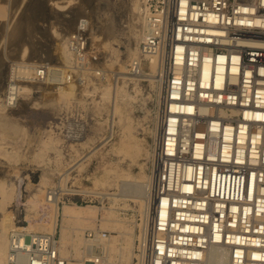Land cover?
Segmentation results:
<instances>
[{"label": "built area", "instance_id": "1", "mask_svg": "<svg viewBox=\"0 0 264 264\" xmlns=\"http://www.w3.org/2000/svg\"><path fill=\"white\" fill-rule=\"evenodd\" d=\"M141 16L129 74L158 58L163 86L150 214L132 263L111 256L100 229L85 232L77 260L56 234L18 227L6 264H264V0H146ZM66 42L86 69L89 22Z\"/></svg>", "mask_w": 264, "mask_h": 264}, {"label": "rangeland", "instance_id": "2", "mask_svg": "<svg viewBox=\"0 0 264 264\" xmlns=\"http://www.w3.org/2000/svg\"><path fill=\"white\" fill-rule=\"evenodd\" d=\"M145 1L0 0V121L7 125V131L0 127V181L8 186L6 196L0 194V237L8 239V247L10 232L30 227L32 220L39 231L31 232L51 233L40 222L49 209L44 199L55 191L58 223L51 234L59 240L67 206L78 209L73 220L84 229L76 234L71 220L72 237L100 229L118 239L116 248L135 250L150 214L147 184L163 86L158 74L155 84L149 80V62H143L142 75L129 74L142 37L138 6ZM82 19L89 22L91 59L86 69H78L66 42ZM64 50L72 62H66ZM42 66L50 71L45 80L35 75ZM10 84L29 91L8 100ZM116 94L122 116L112 112ZM126 115L133 123L132 135L143 146L136 159L121 149V117ZM142 167V191L119 184L143 180ZM110 216L120 220V228L103 224L101 218ZM68 249L80 260L73 246Z\"/></svg>", "mask_w": 264, "mask_h": 264}, {"label": "bare ground", "instance_id": "3", "mask_svg": "<svg viewBox=\"0 0 264 264\" xmlns=\"http://www.w3.org/2000/svg\"><path fill=\"white\" fill-rule=\"evenodd\" d=\"M69 4L72 3V0H68ZM57 5V3H56ZM138 10L140 12L141 8H140V5L138 6ZM140 37V35L138 36ZM142 39V37H141ZM64 57H65V60L66 62L70 63V61L72 62V59L70 60V52L67 51V50H64L63 52ZM62 57V55H61ZM149 63L151 64L150 65V69L151 71H153V74L150 77V81L155 84V77H156V74H158L157 77H160L161 76V64H160V61L158 60V58H155V57H151L149 58ZM33 68V67H32ZM148 75V74H147ZM155 79V80H154ZM160 81H161V77H160ZM158 82V81H157ZM11 85V84H10ZM1 88V86H0ZM15 89V90H14ZM9 93H8V100H13V94L15 93H19L20 91L22 92V94L24 93H27L29 91V88L26 86V87H22V88H13V85H11L9 88ZM13 91L14 90V93H10V91ZM69 90V88H68ZM70 95V94H69ZM117 95V94H116ZM118 96V95H117ZM116 96V97H117ZM130 97V96H129ZM119 96L117 97L115 103H114V108H113V114L114 116L116 115H121L124 111H123V107H121L119 105V100H118ZM128 98H126V100L124 101L125 104H130L131 100L129 99L127 101ZM133 99H134V96H133ZM6 102V101H5ZM3 104V103H1ZM132 104V103H131ZM7 105V104H6ZM2 106V105H1ZM8 106V105H7ZM127 107V106H125ZM5 113V112H4ZM3 113V114H4ZM1 114V113H0ZM122 116V115H121ZM2 118V117H1ZM5 119V118H4ZM6 120V119H5ZM121 120H122V124H121V128H122V135H121V149H122V152L124 153V155H130L131 157H133L134 159L138 158L141 153L143 152V146L142 144L140 143V141H138L131 133V130H132V127H133V123L132 121L127 117V115L125 117H121ZM4 121V120H3ZM2 120L0 121V127L2 128L1 130L2 131H5L6 128H7V125H6V122H3ZM10 127V126H9ZM8 127V128H9ZM11 129V128H10ZM7 131V130H6ZM157 132H158V128H157ZM158 134V133H157ZM94 151V150H93ZM145 151V150H144ZM147 151V150H146ZM148 156V155H147ZM139 162V161H138ZM133 165V164H132ZM143 166V165H142ZM146 166V165H145ZM145 170V169H144ZM131 173V172H130ZM125 174V173H124ZM142 179L143 180H133V181H130V180H124V182L122 181L121 183H119L120 185H122L124 188L127 187V188H134V189H137V190H140L142 191L143 190V187H145L146 185H143V183L145 182L146 180V175H145V172L143 171V167H142ZM135 178V177H134ZM126 181V182H125ZM149 181H150V178H148V184H147V187L149 188ZM6 182V181H5ZM66 182V181H65ZM115 182V181H114ZM59 183V182H58ZM123 183V184H122ZM123 187H122V190H123ZM113 188H115L113 186ZM145 190V189H144ZM60 191V190H59ZM82 191V190H81ZM85 191V190H84ZM91 191V190H90ZM8 192V186H6V184L4 183V181H0V194L2 196H6ZM89 192V191H88ZM103 192V191H102ZM109 192V191H108ZM121 192V191H120ZM123 192V191H122ZM144 192V191H143ZM146 192V191H145ZM56 193V192H55ZM124 193V192H123ZM141 193V192H140ZM90 194V193H89ZM100 194L101 191H100ZM108 193H106L105 195H107ZM113 194V193H111ZM114 194H116L114 192ZM145 194V193H144ZM138 195V194H137ZM113 196V195H112ZM124 196V195H123ZM49 196L47 195L44 199V203L47 204L48 206V213L45 215L46 218L43 220V222H40L45 228L46 230L50 231L51 233H55L56 231V226H57V223H58V211H57V200L56 199H52V202L49 201ZM115 200V199H114ZM117 200V199H116ZM120 200V198H119ZM122 201H123V198H122ZM117 203V202H116ZM120 209V208H119ZM80 210V209H79ZM90 210V209H89ZM84 211V210H83ZM91 211V210H90ZM95 212V211H94ZM83 213V212H82ZM92 213V211H91ZM98 213V212H97ZM78 209H73L70 208V207H67L63 209V218H64V226L62 228V232H61V237H60V244H61V252L63 255L65 256H69L70 255V250L68 249L70 246H73L74 248V252H75V255L80 258L78 259H84L83 257L84 256V252L81 251V248H80V245L82 243V241L84 242V238L80 237V236H77V238H74L72 237V232H70V222L71 220L74 221L73 219H76L77 218V215H78ZM90 214V213H89ZM93 214V213H92ZM44 216V217H45ZM87 216V215H86ZM90 217V216H89ZM80 219V218H79ZM83 219V218H82ZM63 221V220H62ZM101 221L103 222V224L107 225L108 227H111V228H120V220L110 216V217H107V218H101ZM147 218L144 222V224H146L147 222ZM35 222L36 220H32L31 221V226L28 227L27 229L30 231H32V229H36V226H35ZM76 220L74 221V225L76 230V234H79L81 235L82 232H83V228L82 227H79V226H76L77 224L75 223ZM90 222V221H89ZM69 223V224H68ZM82 223V222H81ZM83 224V223H82ZM37 225V224H36ZM73 225V224H72ZM91 225V223H90ZM123 225V224H122ZM84 227H86V225H84ZM89 228V227H88ZM40 229V228H39ZM73 229V228H71ZM37 230V229H36ZM39 231V230H37ZM126 233V232H125ZM122 234V233H121ZM4 235V234H3ZM131 235V234H130ZM126 236V235H125ZM124 236V237H125ZM133 236V235H132ZM123 237V238H124ZM134 237V236H133ZM133 237H132V241H133ZM120 238V236H119ZM126 238V237H125ZM112 239V246H111V250H110V253H114L113 255L111 254V256L113 258H115L116 255H118V259L121 260L122 262L125 261V263L127 262H131L132 263V259L134 258V250L133 248H129V246H124L123 248H116V241H118V239H116L115 241V238H113V236L111 237ZM114 239V240H113ZM126 240H124V243H125ZM129 241H130V238H129ZM121 242V241H120ZM128 244V243H127ZM133 244V243H132ZM129 245V244H128ZM8 239L6 238H3V237H0V260L1 262H4L5 264V261H6V256H7V250H8ZM74 254V253H73ZM3 264V263H2Z\"/></svg>", "mask_w": 264, "mask_h": 264}]
</instances>
